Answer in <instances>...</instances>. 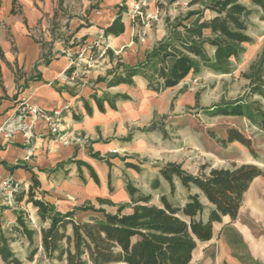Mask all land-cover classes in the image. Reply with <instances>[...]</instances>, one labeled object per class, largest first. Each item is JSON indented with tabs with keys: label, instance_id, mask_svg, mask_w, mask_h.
Segmentation results:
<instances>
[{
	"label": "crops",
	"instance_id": "1",
	"mask_svg": "<svg viewBox=\"0 0 264 264\" xmlns=\"http://www.w3.org/2000/svg\"><path fill=\"white\" fill-rule=\"evenodd\" d=\"M1 1L0 48L4 61L0 60V128L10 124L16 129L20 123L18 117L22 106H36L46 111L61 110V123L57 134H51L43 122L31 123L29 118L24 122L31 135L29 138L20 129H16L8 139L0 133L2 227L15 225L16 221L15 208L3 204V183L9 181L25 190L31 185L32 174L23 168L11 170L10 167L15 165H25L31 169L40 182L38 197L53 204L61 212L71 211L86 201H90L95 207L115 210L114 207L98 205L96 199H108L115 205V200L120 201V204L129 203L130 197L125 190L127 181L142 194L150 195L151 204L161 206L160 197L165 196L169 202L183 206L187 195H183L184 199L178 202L175 193L181 194L186 189L175 178V192L171 194L168 183L159 175L158 170L168 162L181 163L184 167L185 161L175 160L176 155L168 153L167 148L162 147L163 137L159 132L138 131L149 125L155 116L166 114L175 96L166 94L179 85L156 94L147 90L146 82L140 76L134 77V85L120 84L107 88L103 82L95 83L117 61L135 65L143 60L145 53L165 34L155 38L149 28L136 30L147 36L144 46L138 49L132 41L134 29L123 19V34L118 37L109 36L102 42L107 49L112 50L113 58L106 56L100 59L93 68L86 70L79 79L70 84L65 75L70 67L68 54L76 55L84 51L85 56H88L91 46L101 36V28L112 22L116 15L115 5L121 4L122 0H103L99 4V10L92 11L87 17L90 26L79 30L76 29L79 24L84 23L81 15L85 8L81 10V15L73 13L74 17L70 19L68 28H61L65 36H71L69 43L76 42L69 49L65 48L62 40H52L49 31L57 0ZM245 1L250 3V0ZM65 21L62 20V24ZM36 34H41L39 41ZM42 44L46 46L45 49ZM207 49L213 55L214 49ZM46 53L48 64L44 63L42 56ZM92 94L97 97L103 94L127 95L130 100L117 101L115 109L105 102V110L100 112L95 101L90 98ZM83 100L87 102L91 113H87ZM129 133L132 134L131 141H123ZM239 148L240 161L219 168L253 164L263 171V175L254 178L243 194L236 219L221 217L219 222L212 225L211 239L197 242L189 264H264V170L261 159L254 157L245 147ZM111 151L116 153L111 154ZM93 153L108 159L112 164L111 169L109 170L104 161L93 158ZM143 157L154 158L156 164L152 168L145 166L139 160ZM69 159L86 163L97 176L98 184L93 181L86 166L79 168L71 163L53 172L57 164ZM125 163H132L139 170L126 167ZM108 174L112 191L108 188ZM150 179L157 180L158 186H151ZM141 183L148 186V189L144 190ZM190 191L192 194H199L203 205L211 207L197 188L192 186ZM17 208L27 212L29 227L36 232L40 241V227H46L47 224H41L37 208L24 203ZM89 215V212H77L76 218L84 221ZM10 246L15 256L20 259L17 253H27L28 242L24 237L17 236ZM0 264H3L1 258Z\"/></svg>",
	"mask_w": 264,
	"mask_h": 264
},
{
	"label": "trees",
	"instance_id": "2",
	"mask_svg": "<svg viewBox=\"0 0 264 264\" xmlns=\"http://www.w3.org/2000/svg\"><path fill=\"white\" fill-rule=\"evenodd\" d=\"M89 1L90 4L82 11V15L79 14L84 23L79 24L76 30L90 26L87 17L92 11L99 10V4L103 0ZM127 1L122 0L121 4L115 5L116 15L112 22L101 28L103 39L123 34V14L127 11ZM181 1L154 0L158 11ZM1 3L0 0V7ZM250 3L264 12V0H250ZM68 6L66 0H57L49 29L52 40H62L66 49L76 45L74 41L69 43L71 36H65L61 31V28H68L70 19L74 17L71 6ZM11 13L14 11L11 10ZM251 14L252 10L240 0H188L184 11L172 18H164L165 36L155 42L145 53L143 60L135 65L117 61L104 76L98 77L95 83L103 82L107 88L120 84L134 85V77L140 76L145 80L147 90L160 94L178 86L188 76L199 73L203 68L223 74L230 73L231 60L238 59L245 52L244 45L251 42L247 33ZM62 20H66L64 24ZM135 21L141 22L137 17V20H132V27ZM42 47L46 48L44 44ZM208 47L214 49L212 56L208 54ZM95 49L92 45L91 54ZM42 56L44 63L48 64L47 53ZM107 56L109 59L113 58L112 50L107 49ZM0 60L4 61L1 48ZM73 71L74 67L70 66L65 71L66 77ZM241 77L247 81L242 95L205 107L203 110L211 117H245L264 133V110L258 101L253 100L254 96L264 99V47ZM184 92L185 89H181L179 94ZM90 98L95 101L100 112H104L105 102L115 109L117 101L130 100L127 95L120 94H103L101 97L92 94ZM174 100L176 95L172 98L171 108ZM195 100L198 104V93ZM83 105L87 113H91L84 100ZM138 131H157L166 138L164 128L154 120ZM131 139L132 134L129 133L122 140L129 142ZM234 141L247 147L254 156L249 139L236 129H228L226 139L220 142L225 145ZM91 156L104 161L109 170L111 169L112 164L108 159L101 158L98 153ZM71 163L79 168L86 166L93 181L98 184L95 173L82 161L69 159L61 162L53 172ZM125 165L139 170L138 166L132 163ZM15 168H23L32 174L31 185L25 190L9 182L12 187H16L12 191L16 221L15 225L6 228L0 223V258L3 264H23L10 246L17 236L24 237L28 242L27 261H32L38 252V247L34 246L36 232L29 227L28 214L17 208L23 203L32 204L37 208L41 224H47L46 227L41 226L39 231L40 248L48 261L64 264H189L197 242L211 239L212 225L219 222L221 217L236 219L243 194L254 178L263 175V171L253 164L232 165L231 168H211L202 164L198 172L192 174L183 169L181 163L168 162L159 167L158 173L168 183L171 194L175 192L174 178L189 192L183 206L169 202L165 196L160 197L161 206L151 204L150 195L142 194L127 181L125 190L130 197L129 203L115 205L108 199H96L100 206L114 207L113 212L95 207L90 201L74 207L71 211L61 212L53 204L38 197L40 182L29 167H10L11 170ZM156 186L158 181L154 180L153 187ZM192 186L197 188L211 205L206 214L199 194L190 193ZM108 188L112 191L110 174ZM77 212H89L90 215L81 221L76 218Z\"/></svg>",
	"mask_w": 264,
	"mask_h": 264
},
{
	"label": "rangeland",
	"instance_id": "3",
	"mask_svg": "<svg viewBox=\"0 0 264 264\" xmlns=\"http://www.w3.org/2000/svg\"><path fill=\"white\" fill-rule=\"evenodd\" d=\"M91 1L94 2L95 0ZM187 1L182 0L179 4L158 11L154 0H128L126 3L127 11L123 14V19L127 24H131L132 20H137V17L141 21H135V25L133 26L134 32L132 34L133 43L138 49L144 46L147 36L136 30L139 31L140 28L146 27L151 29L155 38L163 36L166 33L164 18L166 16L172 18L179 12L184 11ZM240 1L252 9V14L248 19L249 26L247 32L251 37V42L245 44L246 55L242 54L238 59L231 60L230 73L223 74L209 68H203L199 73L188 76L178 87L167 92L166 95L168 96L176 95L172 108L170 107L166 114L155 116L154 119L158 125L164 128L166 133V138L162 139V147L167 148L168 153L176 155L174 157L175 160L183 159L185 161L183 168L192 174H196L202 164H207L211 168H219L230 166L231 162L240 161L241 152L239 147H245L244 145L235 141L226 143L225 145L220 142L226 139L227 130L230 128L236 129L245 138L249 139L254 157L261 159L260 162L264 170L263 132L258 130L245 117H211L203 110L205 107H211L222 101L233 100L242 95L247 81L241 77V74L247 71L249 65L255 61L264 47V12L245 0ZM66 3L71 6L70 10L72 13L81 14V10L87 8L90 1L66 0ZM135 5L140 7V15L137 17L133 16ZM41 34H36L38 41ZM131 46L133 47V44ZM207 51L212 56L211 50L207 49ZM181 89H185L183 94H179ZM196 93L199 94L198 104H196L195 100ZM253 100L258 101L264 110L263 98L254 96ZM245 148L249 150L247 147ZM139 160L143 161L145 166L149 168H152L156 164V161L152 157H143ZM137 162L139 161L137 160ZM149 182L153 186V179H150ZM141 187L144 190L148 189V186L144 183H141ZM184 191L181 194L175 193L178 202L184 199L183 195H188L189 192L187 190ZM93 203L96 205L95 201ZM115 203L116 205H120L121 202L115 200ZM204 207V213L206 214L209 207L206 204ZM105 208L106 210H114L113 208ZM34 246L38 247V252L32 261H27L26 259L29 247L26 249L27 253H17L23 264H64L48 261L44 257L37 235L34 239Z\"/></svg>",
	"mask_w": 264,
	"mask_h": 264
},
{
	"label": "built area",
	"instance_id": "4",
	"mask_svg": "<svg viewBox=\"0 0 264 264\" xmlns=\"http://www.w3.org/2000/svg\"><path fill=\"white\" fill-rule=\"evenodd\" d=\"M139 9L140 7L138 5L134 6L133 16L137 17L138 15H140ZM102 42L103 38L101 31V36L97 38V40H95V42L93 43L96 48L93 54L89 52V55L85 56L84 51H81L76 55L68 54L70 66L74 67V71L69 75V77H66V80L70 84L79 79L86 70L93 68L100 59L107 56V48L103 45ZM27 118L31 120V123L37 121L43 122L51 134H57L61 123V110L53 109L51 111H46L36 106H22L20 116L18 117L20 123L19 125H17L16 129H20L21 131H23V135L26 138H29L31 135L26 129L27 127L24 123ZM16 129L10 124H7L4 127L0 128V133L4 138L8 139L12 136V133ZM111 153L115 154V151H111ZM2 188L3 190L1 191V194L3 196V204L8 207L14 208L12 191L16 189V187H12L9 181H5L2 185Z\"/></svg>",
	"mask_w": 264,
	"mask_h": 264
}]
</instances>
